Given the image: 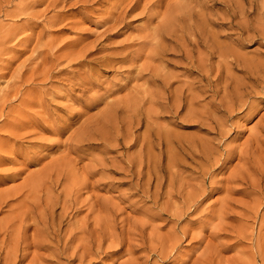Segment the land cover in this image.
<instances>
[{
    "label": "rangeland",
    "instance_id": "1",
    "mask_svg": "<svg viewBox=\"0 0 264 264\" xmlns=\"http://www.w3.org/2000/svg\"><path fill=\"white\" fill-rule=\"evenodd\" d=\"M59 170L77 223L1 204L0 264H264V0H0V199Z\"/></svg>",
    "mask_w": 264,
    "mask_h": 264
},
{
    "label": "bare ground",
    "instance_id": "2",
    "mask_svg": "<svg viewBox=\"0 0 264 264\" xmlns=\"http://www.w3.org/2000/svg\"><path fill=\"white\" fill-rule=\"evenodd\" d=\"M230 1V0H229ZM185 7V6H184ZM234 8V7H233ZM182 9V7H181ZM184 9V8H183ZM187 9V8H185ZM235 9V8H234ZM239 11V10H238ZM242 13V12H241ZM165 16V15H164ZM176 18V17H175ZM179 18V17H178ZM191 18V16H190ZM193 18V17H192ZM194 21V20H193ZM167 22V21H166ZM169 22V21H168ZM165 23V22H164ZM166 24V23H165ZM168 25V23H167ZM177 26V25H176ZM165 27V26H164ZM187 27V26H186ZM167 28V27H166ZM169 28V27H168ZM169 30V29H168ZM252 72V71H251ZM259 72V71H257ZM263 73V72H262ZM261 74V73H260ZM260 80V79H259ZM261 82V81H260ZM263 83V82H262ZM260 83V84H262ZM168 84V83H167ZM259 87V86H258ZM257 87V88H258ZM256 88V87H255ZM256 88V89H257ZM249 89V87H248ZM255 89V91H256ZM260 91V90H259ZM253 93V91H252ZM141 101V100H140ZM241 101V100H240ZM246 101V100H245ZM163 103V102H162ZM242 103V102H241ZM240 103V104H241ZM250 103V101H249ZM248 103V104H249ZM245 103L242 104V106H244ZM252 105L249 104V107ZM180 106V105H179ZM247 106V105H246ZM179 108V107H178ZM237 109V108H236ZM235 109V110H236ZM136 110V109H135ZM141 112V111H140ZM192 113V112H191ZM134 118V117H133ZM128 119V118H127ZM131 119V117H130ZM129 120V119H128ZM138 123V121H136ZM117 123V122H116ZM115 123V124H116ZM132 121L129 120L128 122V126H127V129H131L133 127V124H131ZM114 125V124H113ZM125 125V124H124ZM149 125V124H148ZM135 126V125H134ZM121 127V126H120ZM102 132H103V129H101ZM120 130V129H119ZM105 132V131H104ZM130 133V131H129ZM128 133V135H130ZM118 134V132H117ZM133 135V134H132ZM117 138V136H116ZM128 139V138H127ZM117 140V139H116ZM121 140V139H120ZM158 143V142H157ZM78 148V146H76V149ZM52 169V168H50ZM53 170V169H52ZM47 171V170H46ZM44 172L45 174H37V175H33L31 177H29V182L28 183H23L24 185H21V187H17L16 189H12V190H8L4 193V195L1 197L0 199V205L1 204H5V205H8L9 203H12V201H14L12 204L13 206H15V209L18 210V214H17V219H18V229L20 228H23V227H26L25 226V223L29 220V221H33L34 223H37L39 222L40 224H42V226L44 227L43 230H41V232L46 233L47 234H50L52 235L56 242L60 241V239L62 238V233L64 232V226L67 225V226H71V224H76L77 222H72V218L73 216L75 215L73 210H75L77 207H76V198H75V194L78 192V186H84L86 184V181L85 179H81L79 181H71L70 183H67L71 180V178L69 177L68 174H65L64 175L62 173V171H58L56 173V178L53 179L51 178V174L50 173H47V172ZM49 172V170H48ZM8 178L10 179H15L17 177V174L16 173H10L9 175H7ZM67 177H69V181L66 179ZM28 178V177H27ZM89 178V177H88ZM6 179V176H0V181L2 180H5ZM49 179V180H48ZM66 179V184H63L64 182L62 180ZM24 181V180H23ZM28 180H26L27 182ZM61 184L63 185H66L65 187H62V193L64 194L63 196V207H61L62 209V212L60 211L61 214H59V216H56V214L54 213V206L56 207L55 203L58 201V196H56L57 199H54L52 194L50 193H53L52 191V188L55 186H60ZM78 185V186H77ZM85 188V187H84ZM52 190V191H51ZM41 193H45L46 194V198L42 197ZM60 193H58L59 195ZM15 195L16 198H15ZM8 197H13V198H10L8 200H6ZM45 201V202H43ZM16 202V203H15ZM15 203V204H14ZM62 203H61V206H62ZM11 204V205H12ZM5 207V206H4ZM7 207V206H6ZM9 207V206H8ZM12 207V206H11ZM10 207V208H11ZM3 209V208H1ZM13 209V210H15ZM97 210V209H96ZM13 214V212H10ZM16 213L14 212V215ZM14 218H16V216H14ZM85 219V218H84ZM106 219V218H105ZM88 221V220H87ZM107 221V220H106ZM97 222V221H96ZM117 222V221H116ZM14 223L16 224V222L14 221ZM12 222V226L14 224ZM106 223V222H105ZM98 225V223H95ZM94 224V225H95ZM108 224V223H107ZM106 224V225H107ZM79 225V224H78ZM10 226V225H9ZM14 226H17V225H14ZM82 226V225H81ZM80 226V227H81ZM85 226H86V222H85ZM99 226V225H98ZM109 225H107V227H99V228H96V227H93L91 230L88 231L89 233V238L87 241H86V237H81L82 235H85L87 236V233L85 234V232L83 233V227L80 228V230H82L81 232L83 233L80 237H78L79 239L81 238L84 242L82 243H85V241L87 242V244L85 246H83V251L82 253L78 254V252L76 251V244H74V248H73V254L75 253V255H79L80 257L82 256H85V253H87L89 250H91L89 247L91 245V241L92 239L94 240L93 238V233H97V237H96V240H98L97 242H100V239L104 237L103 234L105 235H108L110 239V242H111V239L113 240L114 238V233H112V231H109L108 228H110V226L108 227ZM75 227V226H73ZM88 227V226H87ZM113 228V226H111ZM14 228V227H13ZM111 228V230H112ZM8 229V228H7ZM15 229V228H14ZM17 229V231L15 232H19ZM24 229V228H23ZM79 229V227H78ZM16 230V229H15ZM115 230V228H113V231ZM7 231V230H5ZM4 231V232H5ZM72 230H70L69 232H71ZM14 232V233H15ZM38 232V231H37ZM42 233V234H43ZM21 234V233H19ZM40 234V232H39ZM68 232H66V236H67ZM73 234V233H72ZM12 235H15V234H12ZM44 235V234H43ZM96 235V234H95ZM47 236V235H46ZM116 236V235H115ZM48 237V236H47ZM20 238V237H19ZM46 238V237H45ZM49 238V237H48ZM16 239V238H15ZM66 239V238H65ZM76 239V238H75ZM78 239V240H79ZM49 240L51 241V239L49 238ZM102 240V239H101ZM115 240H116V244H117V239H114L113 242H111V244L113 246H116L115 245ZM46 241V240H45ZM120 241V240H119ZM53 242V240H52ZM56 242H55V245H56ZM63 242V240H62ZM16 243V242H15ZM114 243V244H113ZM66 244H69V242H63V247L66 249ZM96 244V243H95ZM103 244V243H102ZM121 244V243H120ZM16 245V244H15ZM18 245V244H17ZM101 245V243H100ZM57 246V245H56ZM73 246V245H72ZM17 247V246H16ZM60 248V247H59ZM72 248V247H71ZM82 248V247H81ZM89 248V250H88ZM95 248V247H94ZM98 248V247H96ZM17 249V248H16ZM62 249V248H61ZM78 250V249H77ZM88 250V251H87ZM17 251V250H16ZM68 251V250H67ZM65 252V251H64ZM90 252V251H89ZM72 254V255H73ZM9 255V254H8ZM17 256V255H16ZM14 255L13 259L16 257ZM78 256V257H79ZM11 258V257H10ZM17 258V257H16ZM83 258V257H82ZM12 259V260H13ZM12 262V261H11ZM14 262H15V259H14ZM14 264V263H13Z\"/></svg>",
    "mask_w": 264,
    "mask_h": 264
}]
</instances>
